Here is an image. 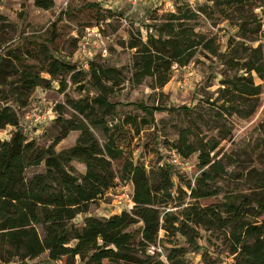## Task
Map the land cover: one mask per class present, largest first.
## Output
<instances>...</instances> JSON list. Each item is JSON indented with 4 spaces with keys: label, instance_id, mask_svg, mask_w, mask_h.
Instances as JSON below:
<instances>
[{
    "label": "rangeland",
    "instance_id": "374dc122",
    "mask_svg": "<svg viewBox=\"0 0 264 264\" xmlns=\"http://www.w3.org/2000/svg\"><path fill=\"white\" fill-rule=\"evenodd\" d=\"M183 5L198 13V18L192 22L196 31L215 37L218 55L198 51L187 65L173 66L172 75L162 89L151 88L150 79L134 86L125 83L123 88L108 96L109 107L95 109L96 116L105 124L91 127V131L100 144L105 142L106 136H111L124 150V155L142 165L151 178L169 151L175 149L181 135H186L188 143L197 147L189 157L192 164L197 163L199 150L216 144L210 156L212 162L221 164L223 171L218 176L212 173L208 184L218 193L199 198L197 204L201 207L224 202L234 206L242 204L245 219L259 224L264 221V208L257 207L264 204V77L259 78L254 72L246 73L239 65L246 56L243 46H260L264 56V0L247 2L240 10H235L225 0H54L53 7L47 10L35 7L32 0H0V105H10L20 116L23 108L18 106L17 100L27 101L26 110H51V119L33 137L38 146L49 145L60 126L55 120L58 115L55 105L64 104L65 96L74 100H92L97 96L85 74L87 68L91 64L123 67L124 74L130 76L134 53V49L129 48L131 40L139 36L146 40L153 24L164 22L165 14ZM201 6L206 13L198 12ZM86 28L99 32L106 53L90 40L92 57L87 68H81L84 75L79 83L72 82L70 77L79 71L76 67L68 74L51 78L45 71L46 57L51 55L77 66L81 63L76 54L78 42ZM23 72L49 80V87L42 81L26 96V90L21 89ZM238 76L246 79H238ZM250 79L253 87H260L257 94L239 95L229 85V80L250 85ZM61 80L66 82L63 91L59 88ZM224 88L229 90L223 91ZM140 103L167 109L150 116L139 109ZM74 115L77 114L65 106L62 117L75 118ZM105 127L109 129L107 135L103 132ZM12 130L13 127L0 130V137L8 138ZM78 135V130L69 131L54 149L71 147ZM73 165L77 176L84 174V164L74 161ZM43 169V164L28 167L26 177ZM113 169L116 176L113 186L127 183L131 187L128 181L120 178V160L113 162ZM198 172L194 181L200 176ZM171 173L172 199L160 209L179 215L194 202L187 187H195L197 181L192 182L175 167ZM118 213L112 198L105 194L89 205L86 214H78L71 224L81 227L86 216L108 217ZM141 228L142 222H138L130 226L129 231L135 232L138 239ZM196 230L199 234L196 249H191L180 234L168 237L161 230L158 235L165 249L185 248L188 264L235 263L234 254L230 253L231 226L225 230L197 226ZM24 262L66 264V258L51 260L44 252ZM75 262L80 264L78 258ZM8 264H19V261Z\"/></svg>",
    "mask_w": 264,
    "mask_h": 264
},
{
    "label": "trees",
    "instance_id": "16d2710c",
    "mask_svg": "<svg viewBox=\"0 0 264 264\" xmlns=\"http://www.w3.org/2000/svg\"><path fill=\"white\" fill-rule=\"evenodd\" d=\"M32 1L35 7L43 10L54 5V0ZM225 1L235 10H240L243 4L254 0ZM198 12L206 13L202 6ZM197 18L198 13L187 5L178 6L175 12L165 14L164 22L151 26L152 32L147 33L146 40L140 36L137 40H131L129 48L134 49V53L130 76L124 74L123 67L91 64L85 74L89 77L90 86L97 91V96L92 100H74L65 96L64 104H56L58 115L55 120L60 124L59 131L47 146H38L34 138L28 140L18 127L20 115L17 111L8 104L0 105V130L13 127L8 138H0V264L15 260L19 264H27L24 261L33 260L44 252L51 260L66 258V264H76V258L80 264H188L187 250L183 247L165 249L161 244L164 259L157 253H148L147 249L158 240L161 243L158 235L161 230L168 237L180 234L191 249H196L199 235L197 226L208 230H225L231 226L230 253L234 254V264H264V221L256 224L246 220L245 206L242 204L234 206L224 202L206 207L197 204L199 198L218 193L208 184L212 173L218 176L223 171L221 164L212 162L210 156L216 144L199 150V159L193 164V169L199 171L200 176L195 179V187H187L189 197L194 202L177 215L160 209L172 199L171 172L174 166L162 160L151 178L142 165L124 155V150L116 145L111 136H106L105 142L100 144L91 131V127L105 124L96 116L95 109L109 107L108 96L123 88L125 83L134 86L150 79L151 88L162 89L172 75L173 66L187 65L198 51L218 55L215 37L196 31L193 21ZM249 40L254 41V38ZM243 50L246 56L238 64L239 69L246 73L254 72L259 78L264 77L261 47L243 46ZM46 60L45 71L51 78L68 74L76 68L79 71L71 74L72 82L79 83L84 75V70L75 64L70 65L51 55ZM239 78L246 79L245 76ZM42 81L49 87V80L23 72L21 89L24 88L26 96H29ZM229 83L239 95L257 94L260 89L258 85L252 86V79L250 85L233 80H229ZM59 88L61 91L66 88L64 80L59 82ZM16 103L23 111L26 110V100H17ZM65 106L78 116L62 117ZM138 107L150 116L167 109L143 103ZM71 130L79 131L74 145L56 151L54 147ZM103 132L107 135L109 129L105 127ZM174 148L184 157H190L197 149L188 143L186 135H181ZM116 160L121 161L120 178L131 185L132 210L108 217L86 216L81 227L71 224L78 214L88 212L91 203L118 187L113 186L116 178L113 162ZM74 161L85 165V172L81 176L76 175ZM41 164L44 166L42 171L26 177L28 167ZM257 207L264 208V204ZM138 222H142V228L137 239V234L129 231V227Z\"/></svg>",
    "mask_w": 264,
    "mask_h": 264
},
{
    "label": "built area",
    "instance_id": "2783aa9c",
    "mask_svg": "<svg viewBox=\"0 0 264 264\" xmlns=\"http://www.w3.org/2000/svg\"><path fill=\"white\" fill-rule=\"evenodd\" d=\"M148 1L155 2L156 0ZM90 40H94L93 43L97 45V48H100L103 53H106V48H104L105 43L99 32H96L94 29L86 28L85 34L78 42L76 52V54H79L78 57L81 60V63L77 64L79 68H87L89 60L92 57V53L89 50ZM50 112L51 110L41 112V110L37 109H28L23 111V114L19 119L18 127L28 140L33 139L35 133L40 132V127L45 124L46 121L51 119V116L49 115ZM166 162L186 174L188 179L194 182L196 172L193 169V164L189 157H184L176 149H172L169 151ZM107 195L112 198L113 205L119 212H130L132 210L134 205L132 199V189L127 184L119 185L114 189H110L107 192ZM147 252L151 254L157 253L161 259H164V250L159 240L150 244Z\"/></svg>",
    "mask_w": 264,
    "mask_h": 264
}]
</instances>
